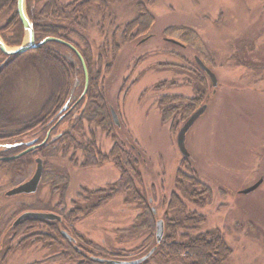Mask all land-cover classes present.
Listing matches in <instances>:
<instances>
[{
	"label": "rangeland",
	"instance_id": "1",
	"mask_svg": "<svg viewBox=\"0 0 264 264\" xmlns=\"http://www.w3.org/2000/svg\"><path fill=\"white\" fill-rule=\"evenodd\" d=\"M68 1L58 0L61 5ZM132 1L113 0L105 13L97 6L92 7L87 14V31L83 32L87 40L74 39L76 43L81 40V50L91 56L94 74L101 72L109 131H105L100 118L92 124L85 123L83 133L74 131V121L81 116L87 103L90 74L83 58L88 72L85 93L84 67L69 47L59 43L51 45L75 72L71 73L68 95L60 100L49 117L46 113L50 109V76L44 70L29 69L20 82V76L16 80L20 84L17 90L14 89L12 102L21 123L0 130V138H11L0 141V147L22 145L14 149L20 150L18 154L3 158L16 157L32 147L46 145L20 158L0 162V234L4 231L0 237V264H36L62 252L50 241L21 242L12 238V223L26 212L59 216L61 235L77 251L91 255L99 264L137 261L153 249H156L155 253L141 264H181L167 263L156 254L167 234L168 206L173 193L179 194L189 210L202 217L204 223L197 233H221L232 250L228 264H264V0H151L150 4L142 0L155 21L146 33L129 41L124 27L138 15V8ZM28 6L29 2L26 3ZM28 17L31 20L29 14ZM9 19V12L2 13L0 28ZM191 30L196 34L189 32ZM26 40L24 30L20 46ZM20 46L6 45V49L14 51ZM102 46L107 48L108 58L100 53ZM116 46L119 51L114 55ZM196 57L216 75L217 87H213L210 78L200 69ZM10 58L1 51L0 72L9 64ZM22 66V73L29 68ZM189 69L200 73L194 75ZM198 76L204 77L205 86L201 84V78L197 80ZM197 89L207 92L204 102L178 126L174 125V117L171 120L163 115L166 107L162 105L168 103L166 97L194 99L198 97ZM204 105H208L206 113L187 134L186 147L190 157L183 159L178 148V134ZM42 117L46 118L45 129L31 123ZM66 134L82 145L95 141L96 161L109 158L96 166L85 167V154L77 147L68 149L65 154L62 147L66 145L60 140ZM30 143L34 144L30 146ZM117 145L131 154L132 165L138 160L133 175L136 188L146 198L152 219H157L156 223L153 220V242L143 252L135 253V250L142 246L151 231L146 225L139 227L138 218L144 210L133 203L129 192L119 193L96 211L80 214L73 223H67L63 218L64 213L89 207L86 206L89 202L95 204L100 198L91 194L109 192L120 181L121 169L110 158ZM26 156L33 163L26 179L16 185L14 172L4 167V163ZM37 159L43 161L44 167L37 193L8 197L10 190L33 177ZM189 170L211 192L201 195L199 202L203 206H195L176 185L179 172L185 175ZM261 180L257 190L248 195L241 194ZM27 208L29 210L16 217L19 211ZM26 220L57 222L34 218L21 222ZM160 220L164 221V236L158 243L157 222ZM135 226L137 231L132 233ZM45 231L49 232V229L45 228ZM97 246L104 251L95 248ZM122 254L126 257H121Z\"/></svg>",
	"mask_w": 264,
	"mask_h": 264
},
{
	"label": "trees",
	"instance_id": "2",
	"mask_svg": "<svg viewBox=\"0 0 264 264\" xmlns=\"http://www.w3.org/2000/svg\"><path fill=\"white\" fill-rule=\"evenodd\" d=\"M111 1L113 0H69L64 5H61L58 0H27V5L28 2L30 4V7H27V12L34 25L36 42L39 43L48 37L68 42L74 45L88 64L90 84L86 95L87 103L81 116L74 121V131L78 133H83L85 123L92 124V122L98 118H100L105 131L110 130L109 116L106 109L107 104L101 89V72L94 74L91 56L81 50L79 46L81 40L79 43H76L74 39L75 37H80L83 41L87 40L84 39L85 35L83 32L87 31L89 24L87 17L88 12L92 7L97 6L101 12L105 13L108 11L109 3ZM147 1L149 4L151 3V0ZM132 3L135 8H138V15L133 21L124 27L123 32L126 39L130 37L129 41L132 37H137L138 35L146 33L155 21V18L150 14L147 6L142 0H133ZM6 11L10 13V19L7 24L5 23L4 26L0 28V36L6 45L20 46L23 39L24 28L18 16V0H0V15ZM189 32L194 31L191 30ZM134 33H137V35H134ZM194 34L196 33L194 32ZM51 45L59 44L50 43L49 45L33 49L23 55L11 57L9 64L0 72V130L6 129L9 126L20 125L21 123L16 115L17 109H15L12 99L14 101L15 92L20 84L18 82L16 83V80L20 76V82L24 77L23 74L29 69L39 71L44 70L52 80V90L49 98L50 109L48 111L49 113H46L47 117H49L54 109H56L60 100L68 95L71 78L73 77L71 73L75 71L68 66L66 61L60 57L56 51L51 48ZM118 51L119 46L114 47L113 54H117ZM100 53L108 58L106 47H100ZM22 62L24 65L29 66V68L24 70L23 73L22 70H20L23 68ZM191 71L194 75H199L200 73L198 70ZM82 72L83 69L80 65V73ZM200 78L202 80L201 84L203 83V86H205L203 80L204 77L198 76L197 80ZM203 91L197 89L196 92L198 93V97H195L194 99H188L184 96L166 97L168 103L162 105V107H166L165 110H163V115L166 118L170 117L171 120L172 117H174V125L178 126L181 121L186 119L190 112L195 110L201 102H204L207 92ZM175 101L178 102V104L174 105L173 103ZM45 121L46 118L42 117L36 118L31 123L42 125L45 129L47 124ZM44 129L41 131L44 132ZM29 130L30 128L27 129V131ZM8 139L11 138H0V141ZM62 139L60 142L63 141L62 144L66 145L65 148L62 147L65 149V154L67 153V150L72 147H77L78 150L85 154V167L96 166L109 158L102 157L100 160L96 161L94 153L97 152V144L95 141L92 144L82 145L70 134H66ZM121 149L122 147L117 145L110 156V158L113 159L121 169L122 177L120 181L113 187V189L111 188L109 192L105 191L91 194L92 196L100 198L95 204L90 205L89 202L86 205L89 207L80 209L77 212L72 211L69 214L64 213L63 218L65 222L73 223L74 219L78 218L80 214L96 211L103 205L109 203L119 193L129 192L133 196V203H136L138 207L144 210V213L138 218L140 221L139 227L146 225L151 231V235L142 246L135 250V253H138L142 250L144 251L145 248L153 242V232L155 228L154 222L156 223L157 219L156 217L152 219L150 213L151 210L149 209L146 198L136 188L133 175L135 173L134 167L137 165L138 160H135V165H132L131 154ZM19 152L20 150H10L6 152L0 150V156L15 155ZM32 163L33 162L26 156L16 161L6 162L4 163V167L14 172V183L18 185L26 179L28 169ZM187 165L189 164L187 163ZM188 172L189 173L185 175L179 172L176 185L183 190L184 196L195 206H203L204 204L200 205L201 203L199 202L201 195H210L211 192L208 188L197 181L195 176L191 174L190 170ZM201 186L203 187L202 190L199 189ZM168 209L170 217L166 221L167 234L156 253L158 259L167 263L228 264L232 256V250L227 246L221 233H197L204 221L200 215L189 210L187 204L179 194L173 193L171 195ZM27 210L29 209H22L16 217L20 216ZM10 228L13 231L12 238L14 240H19L21 242L32 239L50 241L62 249L60 254L36 264H59L63 261H73L75 264H99L92 260L93 257L91 255L85 256L82 252L77 251V249L61 235L59 222L46 223L42 220H26L17 225L13 222ZM45 228L49 229L50 233L46 232ZM136 231L137 227L135 226L132 229V233H135ZM3 232L4 231L1 232L0 237L4 235L2 234ZM95 248L104 251L102 247L97 246ZM113 256L116 257L118 255H112V257ZM121 257H126V255L122 254Z\"/></svg>",
	"mask_w": 264,
	"mask_h": 264
},
{
	"label": "water",
	"instance_id": "3",
	"mask_svg": "<svg viewBox=\"0 0 264 264\" xmlns=\"http://www.w3.org/2000/svg\"><path fill=\"white\" fill-rule=\"evenodd\" d=\"M26 3H27V0H18V16L20 18L21 23L23 24L25 32L27 33L28 39L26 40V42L22 46L15 49L14 51H8L6 49L5 42L1 39L2 37L0 36L1 37L0 38V49H1V51L4 54L12 57V56L25 54L26 52H28L32 49L40 48L47 43L63 44L65 46L69 47L78 56V58L82 62V65L84 67L85 74H86V90H85V93H86V91L88 90V72H87V67H86V64L84 62V59H83L82 55L80 54V52L75 47H73L71 44H69L63 40L53 38V37H48V38L44 39L43 41L37 43L34 25H33L32 21L29 19L28 14H27ZM171 41L184 47V45L179 43V42H176L174 40H171ZM196 62L198 64V66L200 67V69L202 71H204L206 73V75L210 78V80L212 81L213 87H217L218 86V80H217L216 75L211 71V69L198 57H196ZM67 107H68V104L64 108V110H66ZM207 109H208V105H204L201 108H199L190 117V119L186 122V124L183 126V128L180 130V132L178 134L177 143H178V148H179V150L183 156V159H188L190 157V153L188 152L187 147H186L187 134L192 129V127L196 124V122L206 113ZM113 116H114V120H115L116 124L119 125L118 116L116 115V113L114 111H113ZM33 144L34 143H30L29 145L31 146ZM21 145L22 144H19V143L12 144V145H3L0 147V149L6 152V151L14 150L17 147H20ZM45 145H46V143H43L39 146L32 147L30 150H28V151H26V152H24V153H22L16 157L0 158V162L20 158L21 156L27 154L28 152L39 149ZM36 162H37V169H36V172L33 175V177L30 178L25 183H23V184L15 187V188H13L12 190H10L7 193L8 197H15V196H21V195H33V194L37 193V191L39 189V185H40L42 178H43L44 167H43V161L41 159H37ZM262 182H263V180L259 181L254 186L243 190L241 192V194L248 195V194L254 192L255 190H257L261 186ZM26 218L43 219V220H47V221L61 222V218L54 213L26 212L17 220V222L15 224H18L19 222H21L22 220H24ZM64 235L66 237H68L71 241H73L68 235H66V234H64ZM163 236H164V221L160 220L157 222V235H156V237H157L158 243H160L162 241ZM155 251H156V249H153L145 258L137 260V261H132V262L104 261V262H106L108 264H141L146 259L151 257L155 253Z\"/></svg>",
	"mask_w": 264,
	"mask_h": 264
},
{
	"label": "flooded vegetation",
	"instance_id": "4",
	"mask_svg": "<svg viewBox=\"0 0 264 264\" xmlns=\"http://www.w3.org/2000/svg\"><path fill=\"white\" fill-rule=\"evenodd\" d=\"M0 158H3V156H0Z\"/></svg>",
	"mask_w": 264,
	"mask_h": 264
},
{
	"label": "bare ground",
	"instance_id": "5",
	"mask_svg": "<svg viewBox=\"0 0 264 264\" xmlns=\"http://www.w3.org/2000/svg\"><path fill=\"white\" fill-rule=\"evenodd\" d=\"M28 39V38H27Z\"/></svg>",
	"mask_w": 264,
	"mask_h": 264
}]
</instances>
